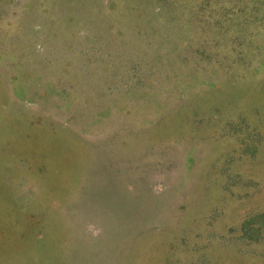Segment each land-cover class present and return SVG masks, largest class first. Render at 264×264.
<instances>
[{
    "label": "rangeland",
    "instance_id": "374dc122",
    "mask_svg": "<svg viewBox=\"0 0 264 264\" xmlns=\"http://www.w3.org/2000/svg\"><path fill=\"white\" fill-rule=\"evenodd\" d=\"M0 264H264V0H0Z\"/></svg>",
    "mask_w": 264,
    "mask_h": 264
}]
</instances>
